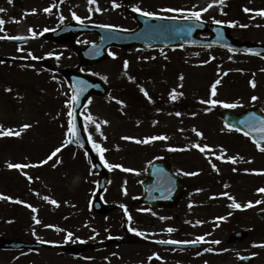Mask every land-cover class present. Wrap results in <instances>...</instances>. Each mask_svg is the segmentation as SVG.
Wrapping results in <instances>:
<instances>
[{
    "label": "rangeland",
    "instance_id": "374dc122",
    "mask_svg": "<svg viewBox=\"0 0 264 264\" xmlns=\"http://www.w3.org/2000/svg\"><path fill=\"white\" fill-rule=\"evenodd\" d=\"M148 2V0L134 1L140 7L151 6ZM210 2L211 0H166V3L162 4L153 0L152 3L157 7L153 10L189 9L193 6H196L195 10H199ZM238 3L244 8L264 9V0H242ZM222 6L224 7L225 4ZM218 7L219 4L214 5L206 12L207 20L213 21L216 15L221 16L223 21L228 19H226L227 15H224L226 10L221 11ZM253 12H245L243 19H247L246 23L230 25V32L241 40L264 42V17L257 16ZM229 14L230 19L236 16L234 9ZM119 58L123 60V64L126 60L129 62L126 70L123 65L120 66V70L112 60H108L99 67V74L107 79L110 78L111 85L116 86V73H118L123 88V81L126 82L135 71L137 78L133 87H137L139 91L141 88L146 90L151 101L142 91L143 95L141 92L140 95L143 98L134 101L128 97L126 90L117 88L120 91L117 92L116 88L112 87L110 97L104 100L93 98L84 112V116L90 113L100 124L103 136L95 131V124H89L88 134L107 149L104 153L105 159L111 164H120L124 168L134 170L132 172H125L122 169L111 170L110 183L104 199L113 205V210L104 216H97L88 210L89 201L94 196L93 182L96 181V172L91 168L85 152L71 143L62 148L58 157L53 158L59 160L55 167L52 166L53 161L39 164L55 148L60 147L66 138L64 123L67 111L65 101L68 99L66 93L57 85H50L47 75L26 74L17 68L0 71V125L5 129L14 130H19L25 123L32 125L19 137H0V165L4 164L3 168L0 166L2 176L0 194L12 198L0 200V233L8 239L33 242L47 240L55 234L58 236L64 234L59 230L53 232V224L62 225L64 228L81 225L80 228L85 231L93 225L95 228L101 226L99 228L101 230L105 225H122L124 222L121 205L131 204L132 227L145 233V236L137 235L135 241L129 244L132 252L135 253L130 260L136 264H151L153 258L159 256L156 248L153 247V242L168 235L167 228L177 229L176 225L197 224L196 218H200L201 221L198 224L200 225L198 233H204L205 235L202 236L207 239L226 241L234 230L250 232L247 241L241 245L226 244L230 253L222 264H240L237 263L238 256L245 254L254 255L253 264H264V249L256 250L253 246L256 242H264V222L256 218V212L264 209V202L256 203L258 200L264 201L263 193L257 191L264 187V152H259L251 142L225 129L216 111L217 108L223 107L222 105L212 106L201 103L202 100L209 99L227 103L239 101L242 106L234 109L242 110L258 106L264 110V71H262L264 60H256L216 48L184 49L181 52L172 50L149 52L136 49L129 51L128 54L120 53ZM204 61L209 62L204 63ZM181 76L183 80L180 79ZM217 79H220L221 83L217 85L216 96L212 97L211 85ZM253 80L256 83L255 88L250 83ZM173 89L178 95L172 103L170 99ZM134 94L137 95L136 91ZM253 96L258 99L252 101ZM179 99L183 101L179 103L181 101ZM118 101L123 102L119 103L123 105L120 106V110L116 108ZM182 106L184 107L182 111L174 110ZM120 112H125L127 115L121 118ZM177 112L181 115L177 116ZM128 114L130 120H134L132 127H129L127 122ZM102 121L108 123L104 124ZM194 128L203 135L209 136H197L193 131ZM221 129L225 130L221 131ZM212 132L215 136L211 135ZM126 136L133 139H122ZM151 136H167L168 139L155 140L148 144L135 142ZM169 143L180 144L181 148L182 145L185 147L189 145L188 152L169 151ZM198 143L202 146L205 143H212L215 149L206 153L199 151L196 154L192 146ZM230 143L233 147H230ZM6 145L9 150L5 153ZM221 149L224 150L223 153ZM94 154L99 157L95 150ZM217 155L225 157L223 161L217 158L218 162L223 163L219 169L217 168L219 171L211 167V158ZM158 156H166L175 170L182 178L186 177L189 183V189L182 200L168 210L146 209L137 201V197L142 194L141 181L145 176L146 167L151 159ZM227 157H237V162L233 164ZM21 161L23 164L37 166L23 170L7 167L9 163L16 164ZM235 165L238 169L245 168L239 169L242 177L239 182L227 183L223 188L208 184L205 189L201 187L200 193H193L199 190L198 182L204 186L205 182L212 180L214 173L223 175L227 170L236 169ZM195 170L198 171L196 178L183 175L184 172L190 173ZM29 176L32 177L31 180L28 179ZM224 193L228 195H223ZM229 196L234 197L241 205L251 201L253 206L236 209L230 207L232 200L227 206L217 204L229 199ZM44 197L49 199L45 200ZM17 200L24 203H17ZM51 200L57 201V204H52ZM193 201L197 208L189 207ZM29 204L37 210L35 213L27 207ZM234 211L238 216H235ZM33 216L41 223L37 224ZM219 217H227V219H217ZM47 225L52 227H46ZM88 233L90 232L86 231V234ZM98 235L104 238V233ZM120 251L128 250L121 248ZM66 257H60L50 248H40L32 253L7 252L0 249V264H68L70 262L66 261ZM73 264L102 263L74 261Z\"/></svg>",
    "mask_w": 264,
    "mask_h": 264
},
{
    "label": "flooded vegetation",
    "instance_id": "af4514ba",
    "mask_svg": "<svg viewBox=\"0 0 264 264\" xmlns=\"http://www.w3.org/2000/svg\"><path fill=\"white\" fill-rule=\"evenodd\" d=\"M134 1L135 0H116V3L120 6L113 8L112 0H96V3L92 5L88 3V0H63V2H60V0H12V3H9V0H0V8L6 9L5 12H0V18L6 21L3 25L5 31L0 32V36L26 37V39L23 40L0 39V61H3L0 63V71L17 68L26 74L35 73L49 75L51 77L48 80L49 84L64 87L66 97L69 98L71 96V88L65 77V73L74 72L78 73L79 76H84L83 73H90L104 79L105 76L99 74L100 72L98 69L106 61L112 60L115 66L120 68V66L124 65L123 60L119 58L120 53L128 54L129 51L136 49L140 51L150 50H141L137 46L129 48L111 46L108 49V54L103 60L94 62L93 59H85L80 56L78 51L90 44H95L99 40V34L97 32H74L73 24L80 22L73 19L72 13L75 12L80 16L84 20L83 24L113 25L118 28L130 30L134 29L137 24V12L133 11V7L137 5ZM148 1L151 6L139 7L142 10L156 12L158 15H167L166 12H161L160 9L153 10L155 3H152L153 0ZM154 1H160L162 4L166 3V0ZM238 1L241 2L242 0H227V5L230 7L238 5ZM54 3L57 6L52 9L51 13H45L43 11L44 8L50 7ZM97 6L101 9L100 12L95 11ZM90 8L92 9L91 11H89ZM242 8L244 7L242 6ZM33 9L36 10L35 14L32 13ZM25 13L28 14L25 15ZM61 15L64 17L63 22L60 21ZM13 20L19 21V23L12 22ZM29 28H32L37 33H41L47 28L49 29L47 32H53V35L45 36L47 32H43V35L32 38L31 33L28 31ZM29 51L39 59L33 60L28 57ZM49 53H51V55H48ZM109 53H114L115 56ZM29 65H34V67H29ZM135 73L134 71V74L129 76L132 79L128 78L126 82L123 81V88L121 77L118 73H116V86L111 85L109 82L110 78L104 80L112 90V87H115L117 92H120L117 88L124 89L126 93L129 94L128 97L134 99L135 87H133V83H135ZM93 97L104 98L98 95H93ZM216 162L217 160L214 159L213 163L216 164ZM227 175V172L223 175L214 173L210 182L214 186L220 188L222 186L223 188L224 185H227ZM230 183L233 182L230 181ZM196 186H194V188ZM187 189H189L188 182L186 183V190ZM185 193L182 195V198ZM194 202L195 201L191 204L192 207L195 206ZM176 205L177 204L171 206L170 209ZM194 208H197V206ZM195 220L199 221L200 218H196ZM176 226L177 229L171 233H167L168 235L164 237V240L192 241L200 237L198 234L200 225L198 224H180ZM56 227L55 225L52 230L53 232H57ZM129 227H127V225H105L102 228L105 239L99 237V232L97 230L99 228H95L93 225L90 226V229L86 230L90 232L88 234H86V231H82V233L85 234H79L80 232L78 230L76 231L79 232L78 234H73L72 230L65 229L64 231H66V233L62 235L58 236V234H55L50 236L51 250L55 253L57 252L60 257L67 256L66 261L70 262L68 264H73L74 261H80L82 263L99 261L102 264L126 262L131 264L132 261L130 258L133 257L135 253L132 252V248L129 244L135 241L136 236L133 232L128 230ZM68 233H72L71 238L68 237ZM88 238H90V240ZM212 241L215 240L209 239L208 242H205L201 247L196 248L186 247L179 249L168 246L156 247L159 256L153 258L151 264H222V262L228 259L230 253L226 245L227 243L241 245L247 240L233 242L220 241L221 243L219 244H213L211 243ZM121 248H125L128 251H120ZM205 248H212L213 251L205 252ZM197 253H201V255H197ZM242 256L244 255L238 256L237 263L245 264L241 261ZM253 263L254 259L250 264Z\"/></svg>",
    "mask_w": 264,
    "mask_h": 264
},
{
    "label": "water",
    "instance_id": "95a60500",
    "mask_svg": "<svg viewBox=\"0 0 264 264\" xmlns=\"http://www.w3.org/2000/svg\"><path fill=\"white\" fill-rule=\"evenodd\" d=\"M139 26L134 31H117L102 33V37H109L107 39L112 40L116 44L130 46L132 44H138L141 48H153V47H167V46H182V45H202L210 46L217 45L224 48H231L232 50L243 51L247 54L259 53L260 56H264V45L250 42H239L235 38L231 37L227 28L222 25H211L202 21H188L182 19H157L156 17H138ZM192 27L193 30L189 33L185 31L186 28ZM77 25H74V29ZM210 30L213 36L208 39L196 38L195 35L198 31ZM50 35V34H49ZM248 49H252L249 52ZM100 56V55H99ZM103 58V57H101ZM70 76V75H69ZM91 80H88L86 87H83L85 91L80 95V101L76 105V123L79 129V142H76L81 146L83 144L84 150H89V141L87 139L86 131L80 117V110L90 97V90L94 89L101 94H108L109 89L103 83V81L88 76ZM76 89V85H74ZM226 123L234 125V127L242 128L244 131H251L245 124H240L239 121H248L254 127H259V123L256 119H252L250 114L255 113L256 117H264V113L259 110H248L243 113H236L229 110H221ZM252 138L259 139V135L251 131ZM264 146V141L261 142ZM93 166L98 170L97 181V196L93 200L92 208L100 213H104L108 210L109 205H106L102 200V193L104 192L109 181V170L98 159L92 160ZM170 166L164 160H158L151 164L148 172L149 178L143 182L144 195L140 197L142 203H149L154 206L161 204H172L180 194L182 189L179 180L171 172ZM258 217L264 220V211L258 213ZM247 235L246 232H234L230 240L244 239ZM1 241V239H0ZM42 243H34L29 245L31 248L42 246ZM4 246L9 248H21L28 246L20 241L6 242Z\"/></svg>",
    "mask_w": 264,
    "mask_h": 264
},
{
    "label": "snow or ice",
    "instance_id": "6c2138e0",
    "mask_svg": "<svg viewBox=\"0 0 264 264\" xmlns=\"http://www.w3.org/2000/svg\"><path fill=\"white\" fill-rule=\"evenodd\" d=\"M60 2H63V0H60ZM9 3H12V0H9ZM88 3L90 5L92 4H95L96 3V0H88ZM223 5L224 4V0H211V2L204 8L200 9V10H195L196 6H193V9L191 10H185V9H176V8H165V9H161L160 11L161 12H169V13H175V12H179L181 13L180 16H170V17H162L160 15H158V13L156 12H151V11H147V10H142L139 6H134L133 7V11L134 12H137V13H140L141 15L145 16V17H156L157 19H164V18H167V19H182V20H188V21H201V17H202V13L203 12H207L209 9H211L214 5ZM57 5L54 3L53 5H51L50 7H47V8H44L43 11L45 13H51L52 12V9L55 8ZM112 6L113 8H117L119 7L120 5L116 3V0H112ZM92 9L90 8L89 11H91ZM244 12H251V11H255V14L257 16H261V17H264V9H260V10H251L247 7H245L244 9ZM6 9L4 8H0V12H5ZM95 11L97 12H100L101 9L97 6L95 8ZM221 11H222V8H221ZM36 10L33 9L32 10V13L35 14ZM28 13H25V15H27ZM72 16H73V19L79 21L81 24L84 23V20L78 16L75 12L72 13ZM64 20V17L61 15L60 16V21L63 22ZM12 22H15V23H19V21H16V20H13ZM214 22L216 24H222V23H225L224 21H220V20H214ZM6 23V21L2 18H0V32L2 31H5L4 28H3V25ZM227 23H230L232 26H236V23L235 21H232V22H227ZM101 27H104V28H114L115 26L113 25H101ZM241 27H247V25H241ZM193 30V28L190 26L188 28L185 29V31L187 32H191ZM30 33H31V37L32 38H35L37 37L38 35H43V32H47L49 31V29L45 28L43 30V32L41 33H37L35 30H33L32 28H29L28 30ZM0 39H9V40H23V39H26V37H23V36H8V35H4V36H0ZM229 51H232L231 48H229ZM249 52H252L253 50L252 49H248ZM110 55H113L115 56L114 53H109ZM48 55H51V53H49ZM256 55H259V53H256ZM28 57H30L31 59L35 60V59H39L38 57L34 56L30 51L28 52ZM214 59V57H213ZM3 61H0V63H2ZM209 61H204V63H208ZM128 61H124V69L126 70L128 68ZM29 67H34V65H29ZM262 71H264V69H262ZM224 75H227V73H224ZM104 79H107V77H104ZM129 79H132L131 77H129ZM181 80H183V76L180 77ZM83 83V82H81ZM221 83V80L220 79H217L212 85H211V96L212 97H215L216 94H217V85H219ZM251 83V86L253 88L256 87V83L255 81H250ZM8 91H11V89H7ZM85 91V89L83 87L79 88V89H75L72 93V95L65 101V105L66 107L69 109L68 112H67V117H68V122H67V130H66V133H65V140L63 141V143L61 144L60 147H57L55 148L48 156L46 159L42 160L39 162V164H47L49 161H53V167L56 166V164L59 162L58 158L57 160H54L53 158L54 157H58V154L61 153L62 151V148L66 147L68 144H71L73 142H79V129L77 127V123H76V113H75V108H76V105L79 103L80 101V95L81 93H83ZM141 91L144 93V95L151 101V97L149 96L148 92L146 90H144L143 88H141ZM177 93H176V90L173 89L172 90V93H171V98L173 100H175L177 98ZM179 95H183V93H179ZM252 101H256L258 99V97L256 96H253L251 97ZM89 103H91V101L89 100ZM118 103H123L122 101H118ZM201 103H204V104H211L212 106H216V105H222L223 107L225 108H237V107H241L242 105L239 103V101L237 102H233V103H227V102H223V101H219V100H216V99H209V100H202ZM208 111H210L211 109H206ZM177 116L181 115V113L177 112L176 113ZM250 117L252 119H256L259 123V127H254L252 126L251 124L248 123V121H245V120H241L239 121L240 124H245L247 125L251 131H254L256 132L258 135H259V139H256L255 137H253V142L255 143L256 147L258 148V150L260 152H264V146H262V141H264V117H256L255 116V113H252L250 114ZM84 131H87L88 130V126L89 124H95V131L100 133L101 136H103V132L101 131V128H100V124L96 122V119L90 114H85L84 116ZM102 123L104 124H107L108 121H102ZM30 127H32V125L30 124H22L19 128V130H14L12 128H7L5 129L3 127V125H0V137H4V136H16V137H19L22 135V133H24L27 129H29ZM225 129H227L228 131H237V132H242V134L246 137L250 136L251 135V131H244L242 128H239V127H234V125L232 124H229V123H226L225 124ZM225 129H221V131H224ZM193 131L196 133L197 136H200L202 137L203 136V133L197 131L195 128L193 129ZM106 139V137H104ZM88 141L92 144V147L93 149L96 151V153L99 155V158H100V161L103 163V165L105 167H107L108 169L112 170V169H122L123 171L125 172H132L134 171L133 169H130V168H124L122 165L120 164H111L109 163L106 159H105V156H104V153L107 151V149H105L101 144L97 143L95 140H93L92 138V135L89 134L88 137H87ZM122 139L124 140H129V139H133L131 137H123ZM168 137L167 136H151V137H148V138H145L143 140H136L135 142L136 143H143V144H148L152 141H155V140H167ZM81 147H83V144H81ZM192 147L198 149L201 153H206V152H211L212 149L210 148L209 145L205 144V145H200V144H194ZM183 151L184 149H175V148H170L169 151ZM224 150L221 149V153H223ZM87 155V154H86ZM218 159H225V157L223 155H220L217 157ZM227 159L232 162L233 164H235L237 162V157H227ZM89 163H91V159H89ZM37 165H29V164H22V163H16V164H13V163H9L7 165V167L9 169H26V168H29V167H35ZM211 167L214 169V170H217V165L215 163H212L211 164ZM233 171H236V169L234 168ZM245 171H248V170H245ZM25 175H27V173H24ZM183 175H197V173L195 172H184ZM29 180L32 179V177H28ZM257 191L259 193H264V188H259L257 189ZM124 194L126 195L127 194V190L125 189L124 191ZM223 195H228L227 193H224ZM230 200H232V204L230 205V207H234L236 209H240V208H250L253 206V203L251 201H249L247 204H244V205H241L239 203H237L235 201V198L234 197H231L229 196L228 197ZM11 200L12 198L11 197H7V196H4L3 194H0V200ZM45 200H48L49 198L48 197H44ZM17 203H24L23 201H20V200H17L16 201ZM52 204H57V201L55 200H51L50 201ZM264 201H256V203H262ZM27 207H29L34 213L37 211L32 205H27ZM121 207H125L123 205H121ZM189 207H191V204L189 205ZM125 213H127V209L125 207ZM33 219L35 220V222L37 224L41 223V221L39 219H37L35 216H33ZM132 217L129 215L128 216V220L131 221ZM161 219H165L164 217H161ZM217 219H220V220H225L227 219V217H219ZM197 224L201 223V221H197L196 222ZM46 227H52L51 225H47ZM129 231L131 232H134L136 233L137 235H140V236H145V233L135 229V228H132V227H129L128 229ZM167 232L171 233L173 231H175V229L169 227L166 229ZM33 235H35V231H33ZM72 236V233H68V237L71 238ZM204 240V237L203 236H200L198 237L196 240H192V241H175V240H168V241H160V243H166V244H180V243H183V244H198L200 243L201 241ZM211 243L213 244H219L221 243L219 240H215V241H212ZM254 246H259V247H264V244H260V245H254ZM205 252H212L213 249L212 248H205L204 249ZM197 255H201V253H197Z\"/></svg>",
    "mask_w": 264,
    "mask_h": 264
}]
</instances>
